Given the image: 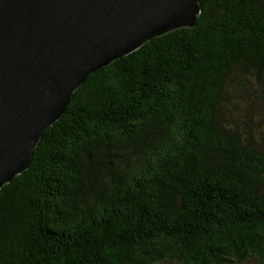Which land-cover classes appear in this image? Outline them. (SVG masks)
I'll return each instance as SVG.
<instances>
[{
    "label": "trees",
    "instance_id": "16d2710c",
    "mask_svg": "<svg viewBox=\"0 0 264 264\" xmlns=\"http://www.w3.org/2000/svg\"><path fill=\"white\" fill-rule=\"evenodd\" d=\"M89 74L0 188V264H264V0Z\"/></svg>",
    "mask_w": 264,
    "mask_h": 264
},
{
    "label": "water",
    "instance_id": "95a60500",
    "mask_svg": "<svg viewBox=\"0 0 264 264\" xmlns=\"http://www.w3.org/2000/svg\"><path fill=\"white\" fill-rule=\"evenodd\" d=\"M199 0H0V188L96 69L195 25Z\"/></svg>",
    "mask_w": 264,
    "mask_h": 264
}]
</instances>
